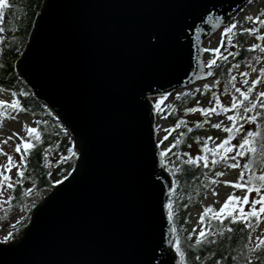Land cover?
Segmentation results:
<instances>
[{
	"label": "water",
	"instance_id": "obj_1",
	"mask_svg": "<svg viewBox=\"0 0 264 264\" xmlns=\"http://www.w3.org/2000/svg\"><path fill=\"white\" fill-rule=\"evenodd\" d=\"M255 1H43L17 75L79 155L0 264H181L151 98L211 78L206 40Z\"/></svg>",
	"mask_w": 264,
	"mask_h": 264
},
{
	"label": "trees",
	"instance_id": "obj_2",
	"mask_svg": "<svg viewBox=\"0 0 264 264\" xmlns=\"http://www.w3.org/2000/svg\"><path fill=\"white\" fill-rule=\"evenodd\" d=\"M43 1L7 0V6L0 8V29H2L0 30V91L9 94L12 98V102L0 105V111L5 118L31 117L34 126L28 127L37 128L40 134V139L37 140L34 134H29L27 131L26 139H30L35 147L28 151L26 163L20 162V155L24 152L23 146H21V153H17L15 148L9 153L12 155L13 161L18 165L20 164L24 172L23 177L17 174L15 177H11V182L16 185L14 188H3L8 191L9 197H12L9 199V211L13 213L25 211L26 205L31 199H42L57 181L64 179L69 174L79 155L73 145V138L55 113L46 103L38 100L27 83L17 75L16 63L30 40ZM257 3V14L248 16L253 17V19L231 22L235 23L236 27L231 31L230 36L224 33V28L228 27L229 24L223 27L221 31L222 41L218 51H209V49L215 48H207L209 60L212 61L210 64L214 67L211 82L195 84L171 95L153 98L158 118L168 120L173 125L169 137L174 139V143L168 148L165 157L169 158L170 154L175 153H173L175 149L179 150L181 154L177 164L166 162V166L174 178V190L170 200L174 203L168 207V212L173 211L171 219L175 226L173 245L176 247V241L179 239L180 246L185 252V259L183 262L181 261V264H216L217 261L219 264H245L247 249L243 245L247 243L251 246L252 243L247 240L249 229L244 228V225L240 223L233 224L227 216L221 224L213 218L212 213L205 214L206 218L202 223L204 229L210 228L218 233L219 227L223 226L225 232L221 236L219 234L213 235L212 231H208L206 240L215 242H205L201 245H196L197 234H193L191 239L188 238V234L182 227H179V221L182 211L181 205L188 207L201 205V198L204 197L208 187L213 182L209 177L221 163L220 153L222 149H217L214 153L200 139H196L197 137L200 138V134L213 125L212 119L218 115H233L237 116V120L232 121V128L240 129L241 126L252 122L254 130H264V109L259 107V104L264 103V101H258L256 95V87L264 83V74H261L259 68L264 59V39L258 38L264 36V26H261L255 19L257 15L264 19V0H257ZM252 27H256L258 32L241 31V29ZM229 39H231V43L228 42ZM253 44L258 45V47L252 48ZM241 69L244 70L242 74L247 73V75H242ZM252 73H256L257 77H260L255 85L251 84ZM237 88L241 89L242 92L251 89L247 100L236 91ZM227 97L231 101L230 105H237L231 114L224 111L227 106L223 103ZM167 98H170V101L165 103L164 100ZM248 100L256 102V106L245 114L243 108L247 105ZM17 101L19 102L17 107L12 108L10 105ZM209 101L218 103L219 108L211 112ZM230 108L232 107L230 106ZM188 109L195 110L188 111ZM204 109H208V111H203ZM191 115L196 117L190 118ZM246 115L257 116V119L255 121L240 119L241 116ZM198 123L201 126L197 127ZM236 133L233 132L231 135L234 136ZM256 139L257 152L254 157L252 154H247V162L254 161L252 171L258 173L264 167V152L259 146L260 138L257 137ZM18 143L20 140L17 141ZM193 145L200 148L198 155L207 157L206 163L204 160L192 165L186 163L187 159L190 156L193 157L194 153L197 152V148ZM206 148L210 151H206ZM5 157L3 165H7L6 154ZM213 157H215V163ZM9 173L6 174L9 175ZM17 181H22V183H17ZM31 213L32 210H29L23 222L14 229L11 234L13 238L17 237L29 224ZM251 223V235H253L259 223L256 222L255 217L252 218ZM228 227L233 229L231 233L226 231ZM242 228L243 231H240ZM189 244L193 247H188ZM253 264H257L254 258Z\"/></svg>",
	"mask_w": 264,
	"mask_h": 264
},
{
	"label": "rangeland",
	"instance_id": "obj_3",
	"mask_svg": "<svg viewBox=\"0 0 264 264\" xmlns=\"http://www.w3.org/2000/svg\"><path fill=\"white\" fill-rule=\"evenodd\" d=\"M258 11V3L257 1L253 4H251L242 14L235 20V21H240V20H245L246 17L248 16H255ZM221 31L222 28L217 31L215 34H213L209 39L206 40L205 42V48H218L220 46L221 41H222V36H221ZM252 43V42H251ZM250 43V44H251ZM205 61L206 64H210V60L208 57V54L206 53L205 55ZM259 68H264V59L261 62V65H259ZM244 69V68H243ZM243 69L240 70V73L244 71ZM257 77L256 73L251 74V80H254ZM211 82V81H210ZM202 84V83H198ZM194 86V85H193ZM192 87V86H190ZM177 92V91H176ZM264 92V85L256 87V95L258 98V101H264V97L260 96V93ZM173 94V93H171ZM169 94V95H171ZM163 96V95H161ZM159 96V97H161ZM259 96V97H258ZM162 99V98H161ZM0 100H3L5 103L12 102V98L9 94H5L0 91ZM170 98H167L164 100L165 103L169 102ZM210 106H211V112L212 109L217 110L219 108V104L213 101H209ZM225 106H227L228 114H231L233 111V108H230L231 101L227 97L224 100L223 103ZM196 116L191 115L190 118H195ZM212 124H221L220 128H214L209 126L207 131H204L200 134V141L204 143L206 147H208L210 150H212L214 153L216 152L217 148L216 145H220L222 141L229 136V133L224 131L223 129L225 127H232L233 122L228 120V116H222L218 115L212 119ZM156 125L158 127V142L161 140L165 135H168V139L163 143L160 144L162 150L168 149L169 147L172 146L174 143V139L169 137L170 136V129L172 128V124L170 121L165 120V119H159L157 118ZM28 126H34V121L31 117L28 116H18V117H11V118H5L4 114L0 111V149L3 150L2 153H0V165H3L5 162V154L11 153L13 149L17 145V141L20 140L19 137H24L25 139L27 138V127ZM249 126V127H248ZM254 130V124L250 122L248 125H243V131H238L234 136L236 137L233 139L230 143L231 144H236L239 136L246 134V131L249 129ZM165 130H168L167 132ZM13 133H19V136H14ZM12 137V139H8L9 137ZM208 137H211V139H207ZM4 141H7L4 143ZM190 146L192 144L190 143ZM194 146V145H193ZM196 147V151L194 153L193 157L198 156L200 153L199 147ZM236 151L237 149H233L231 152L226 154V157L228 158L225 160V158L222 157L220 153V165L216 167L213 172L210 175V180L213 182L211 185L208 187V190L204 197L201 198V205L196 206V207H184V205L180 208H182L181 214H180V221H179V227H182L183 230L188 234L189 232H192L193 228L196 229V232L193 234H197L203 227L202 223L203 221H199V216L203 212V209L208 206L212 205L213 206V211H218L219 208L223 205L224 201L226 198L230 195H240L241 197L243 196L244 192L240 189H235L234 186L225 184L224 181H232L235 182L237 178L240 176V173L242 171V166L244 163L247 162V155L244 157H239L236 156ZM175 152V153H174ZM222 152V151H221ZM174 154H170L169 158H166L164 155V163L166 166V162L170 163H176L180 158L181 154L179 150H173ZM235 159H231V157H234ZM232 163H238L241 165V167L238 168H231L228 167V164ZM17 167H22L20 164ZM177 164V163H176ZM167 168V166H166ZM168 169V168H167ZM245 174L247 175V169H243ZM224 173L222 176H217L216 173ZM264 172V167L258 172ZM17 174L16 168L13 167L9 173L10 177H15ZM70 174V172H69ZM68 174V175H69ZM246 178V177H245ZM174 190V187L172 188L171 194ZM213 191L217 193V195H213ZM47 194V192L45 193ZM255 196V193L249 195V201L253 199ZM41 199H31L28 201L25 211H19V212H10L9 211V193L6 189L2 190V194H0V242H5L4 237L8 236L9 233L12 234L14 229L20 225L24 217L26 216L27 212L29 210H32L34 206H36ZM171 200V196H170ZM169 200V201H170ZM234 203H239L235 202ZM245 211L248 210L249 205H244L243 206ZM259 207V205H257ZM169 213V212H168ZM212 213V212H210ZM238 213V209H237ZM213 214V213H212ZM172 220V219H171ZM173 222V221H172ZM174 225V224H173ZM175 228V226H174ZM257 236H260L264 238V214H262V219L259 222L258 226L253 232L252 235V243H255V239ZM11 240V236L7 241Z\"/></svg>",
	"mask_w": 264,
	"mask_h": 264
},
{
	"label": "snow or ice",
	"instance_id": "obj_4",
	"mask_svg": "<svg viewBox=\"0 0 264 264\" xmlns=\"http://www.w3.org/2000/svg\"><path fill=\"white\" fill-rule=\"evenodd\" d=\"M7 6V0H0V8ZM246 19H253V17H246ZM256 21L261 25L264 26V19H261L260 15H257L255 17ZM236 27L235 23L229 24L228 27L224 28V33L231 35V31ZM2 30V29H0ZM242 32H248V33H256L258 32V29L256 27L252 28H247V29H241ZM150 38L153 40H159V36L156 32L150 33ZM260 39H264V36L258 37ZM229 43H231V39L228 40ZM219 47V46H218ZM258 45L253 44L252 48H257ZM209 51L216 52L218 51L217 49H209ZM223 58V57H221ZM209 63H212L210 61ZM261 74H264V68L260 69ZM242 75H247V73H243ZM233 79H235L233 77ZM260 77H257L256 79L251 81L252 85H255L259 81ZM236 91L238 93H241V95L247 100L248 94L251 91L249 89L247 92H242L241 89L237 88ZM15 95V94H13ZM261 97H264V92L260 93ZM5 102L3 100H0V105H3ZM18 101L12 103L10 106L12 108H16L18 105ZM256 106V102L252 100L247 101V105L243 108V112L245 114L249 113L250 110L254 109ZM231 107L235 109L237 107L236 104H232ZM259 107L264 109V103H260ZM195 109H188V111H194ZM203 111H208V109H204ZM212 111H215V109H212ZM224 111L227 112L228 108L225 107ZM259 115V113H257ZM240 119H246L248 121H255L257 119V116L253 115H246V116H241ZM229 121H235L237 120V116L230 115L228 116ZM201 126L199 123L197 124V127ZM212 127L214 128H220L221 124H213ZM224 131L230 133L229 136H227L220 145H216L217 149H222L221 155L225 160L228 158L226 157V154L231 152L233 149H237L236 151V156L239 157H244L247 154H252L253 157L255 156L257 152V137L260 138V149L262 152H264V130L261 131H256V130H247L246 134L239 136L237 143L236 144H231L230 142L235 139L236 137L231 135L233 132H238V131H243V126L240 127V129L232 128V127H225L223 129ZM29 134H34L36 136V139H40V134L39 130L35 127H28L27 129ZM166 132L168 130H165ZM191 131V129H189ZM14 136H19V133H13ZM8 139H12L10 136ZM20 143H18L15 147V151L17 153H21V146L24 148V152L21 153L20 155V162L26 163V155L28 151L32 148L35 147V145L31 142L30 139H25L24 137H19ZM168 139V135H165L160 141V144H163L164 141ZM197 140L200 138L197 137ZM207 139H211V137H208ZM7 141H4L6 143ZM71 151V149H69ZM168 151V149H164L161 152V155L164 156L165 153ZM206 151H210L206 148ZM3 150L0 149V153H2ZM7 155V165H0V194H2V189L4 187H7L8 189L14 188L16 185L11 182V177L7 175V172H10L13 167L16 168L17 175L23 177L24 172L20 167H17L16 162L13 161V157L10 154ZM231 159H235L234 157H231ZM201 160H204L205 163L207 162V157L203 156H196V157H189L186 161L187 164L192 165V164H197ZM213 162L215 163V157H213ZM254 165V161L250 160L246 163L243 164L242 166V171L240 173V176L237 178L235 182L232 181H224L225 184L232 185L234 186L235 189H240L244 192L243 196L241 197L240 195H233L230 194L226 200L224 201L223 205L219 208L218 211H213V206L208 205L203 209V212L199 216V221H204L205 220V214L212 212L213 213V218L216 219L218 222L222 224L225 216H227L233 224L235 223H240L244 225V228L249 229L247 233V240L249 243L252 242V235H251V228H252V223L251 220L253 217H255L256 222L259 223V221L262 218V214H264V172L260 173H255L252 171ZM179 167V166H177ZM228 167L231 168H238L241 167L240 164L238 163H232L228 164ZM243 169H247V175L243 171ZM224 173H216L217 176H222ZM246 177V178H245ZM17 183H22V181H17ZM59 183V181H57ZM255 193V196L251 201H249V195ZM213 195H217L215 191H213ZM9 199H12L10 196ZM239 202V203H234ZM174 202L169 201V205L171 206ZM244 205H249L248 210L245 211ZM259 205V207H257ZM184 207H187V205H184ZM238 209V213H237ZM169 217L173 216V211H169L168 213ZM208 231H212L213 235H223L225 232V228L223 226L219 227L218 233L212 229H204L202 228L198 233H197V238H196V245H201L205 242L207 243H214L215 241L213 240H206ZM227 232L231 233L233 229L231 227H228L226 229ZM243 231V228L240 230ZM196 232V229L193 228L192 232L188 233V238L191 239L193 233ZM11 236V233H9L8 236L4 237V240L7 241L9 237ZM188 247H193V245L189 244ZM244 248L247 249V255L245 256V264H253V258L257 261V264H264V238L257 236L255 239V243H251V246L249 244H244ZM175 250L177 253H179L181 261L183 262L185 259V252L182 250L180 246L179 239L176 241V247ZM199 259V257H197ZM235 259V257H233ZM216 264H219V261L216 262Z\"/></svg>",
	"mask_w": 264,
	"mask_h": 264
}]
</instances>
